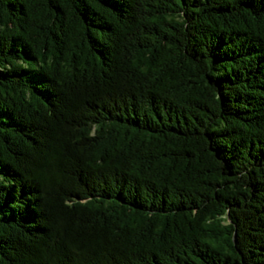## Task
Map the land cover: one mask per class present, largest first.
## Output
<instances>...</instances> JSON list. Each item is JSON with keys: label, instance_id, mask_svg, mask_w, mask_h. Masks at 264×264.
<instances>
[{"label": "trees", "instance_id": "16d2710c", "mask_svg": "<svg viewBox=\"0 0 264 264\" xmlns=\"http://www.w3.org/2000/svg\"><path fill=\"white\" fill-rule=\"evenodd\" d=\"M0 264H264V0H0Z\"/></svg>", "mask_w": 264, "mask_h": 264}]
</instances>
